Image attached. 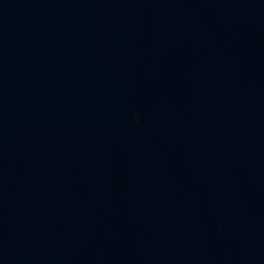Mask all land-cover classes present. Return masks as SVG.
I'll use <instances>...</instances> for the list:
<instances>
[{
    "label": "water",
    "instance_id": "95a60500",
    "mask_svg": "<svg viewBox=\"0 0 264 264\" xmlns=\"http://www.w3.org/2000/svg\"><path fill=\"white\" fill-rule=\"evenodd\" d=\"M0 264H264V0H0Z\"/></svg>",
    "mask_w": 264,
    "mask_h": 264
}]
</instances>
